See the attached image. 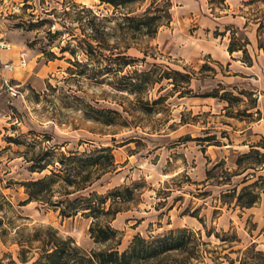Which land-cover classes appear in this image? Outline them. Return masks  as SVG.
<instances>
[{
	"label": "rangeland",
	"instance_id": "rangeland-1",
	"mask_svg": "<svg viewBox=\"0 0 264 264\" xmlns=\"http://www.w3.org/2000/svg\"><path fill=\"white\" fill-rule=\"evenodd\" d=\"M230 3L145 0L115 9L99 0H0V41L11 43L15 64L18 53L27 52V64L11 73L16 94L0 98V216L9 202L28 218L16 225H50L87 251L105 248L90 237L92 217L78 212L64 218L49 204L19 203L27 198L21 183L53 168L31 172L30 159L49 149L69 155L109 146L115 167L88 189L99 195L123 191L107 200L114 218L95 221L110 220L120 232V251L136 235L149 239L186 228L193 242L152 264H264V164L253 165L263 158L245 156L252 149L264 153V49L258 48L264 2ZM147 8L160 16L153 36L135 28ZM232 18L249 27L241 29ZM233 30L249 40L250 64L241 51L228 52ZM150 69L157 77L172 71L178 91L164 79L132 92L130 78L139 82L146 76L137 73ZM173 71L190 74L189 86ZM225 91L232 93L231 103L204 96ZM108 117L116 123H104ZM248 185L259 198L240 207L236 196ZM55 188L73 190L60 183ZM14 234L4 217V264L9 254L21 264Z\"/></svg>",
	"mask_w": 264,
	"mask_h": 264
},
{
	"label": "trees",
	"instance_id": "trees-1",
	"mask_svg": "<svg viewBox=\"0 0 264 264\" xmlns=\"http://www.w3.org/2000/svg\"><path fill=\"white\" fill-rule=\"evenodd\" d=\"M100 3L112 5L115 9L120 7H126L133 3L143 4L145 0H99ZM264 2V0H263ZM159 15H150V8H147L138 17L139 25L135 28L144 30V34L153 36L158 27L161 25L159 22ZM142 25V26H141ZM262 23H260L257 32L258 40L260 39V30L262 29ZM237 31H232V36L228 45V52L233 54L234 52L241 51L244 63L250 64L251 58L247 51V45L249 40L246 36L240 39L235 35ZM240 41H242L240 43ZM258 48L264 49V43L259 40ZM156 69H150L149 71H141L137 73L138 76H146L140 78L139 82L137 78H130L128 83L130 90L134 93L150 87L156 82H160L164 79L172 80L173 89L178 91L180 84L175 77L171 76L172 71L162 70V74L159 77L155 75ZM179 77L185 79L184 88L190 84L191 76L188 73H181L180 71H173ZM159 90H162L160 88ZM206 97H219L220 99L231 103L232 93L225 91L218 95V92L205 94ZM160 96L159 98H162ZM158 98V99H159ZM158 99L154 100V103H158ZM116 120L112 117H108L104 120L106 124H115ZM264 147V145L262 146ZM252 153L261 155V158L257 164H264V153H260L256 149L245 156L248 157ZM29 170L31 172H43L48 169L49 166H53L50 169L49 174L38 179H32L21 183L25 187L27 198L25 201L19 203V205H26L32 201H36L41 204H49L59 210V215L62 217H70L81 212L86 217H92L95 221L100 216H110L114 218L116 210H113L112 203L106 205L108 198L116 200L121 198L123 191L120 188L109 191L106 195H99L96 192L88 189L96 180L108 171H111L115 167L114 156L112 149L109 146L101 148H94L92 150L84 149L83 151H70L69 155H66L63 151H53L52 149L45 150L38 154L37 157L30 159ZM62 184L64 189L73 188L72 191L56 190L57 184ZM253 185L244 186L241 193L236 196L237 205L240 207H251L259 198V193L254 191L251 187ZM86 195L79 194L75 197H69L72 193L87 190ZM233 193L236 194L237 188H233ZM59 193V197L56 201H52L54 194ZM229 193V192H228ZM225 193L224 195H228ZM234 194V195H235ZM131 195V194H130ZM9 210L5 212V216H0V223L3 222L4 217L7 218V222L10 226L14 227V240L18 245L16 258L21 264H152L154 261L166 256L170 252L183 251L187 246L195 239L194 234L188 231L186 228H179L170 230L166 234L151 236L149 239H145L140 235H136L130 245L123 251L117 248L119 245L120 232L114 229L110 225V220L105 223L92 222L89 227L90 237L96 244L106 246L103 249H92L87 251L76 244L74 239L70 236L63 237L59 231L53 226H35L33 228H27L25 225L20 226L15 224L16 219H28L20 216L12 208L11 203L6 202ZM108 207V208H107ZM9 211L13 215H9ZM19 211V210H18ZM16 213V214H14ZM17 227V228H16ZM112 242V243H111ZM9 262L7 264H17L11 254L8 255ZM0 264H4L0 260Z\"/></svg>",
	"mask_w": 264,
	"mask_h": 264
},
{
	"label": "built area",
	"instance_id": "built-area-1",
	"mask_svg": "<svg viewBox=\"0 0 264 264\" xmlns=\"http://www.w3.org/2000/svg\"><path fill=\"white\" fill-rule=\"evenodd\" d=\"M11 43L7 41H0V50L10 51L12 50ZM26 51L22 50L17 55V61L12 59L2 60L0 53V98L2 96L15 95L16 94V84L13 82L15 79L11 76L12 71L16 67H23L27 64Z\"/></svg>",
	"mask_w": 264,
	"mask_h": 264
},
{
	"label": "crops",
	"instance_id": "crops-1",
	"mask_svg": "<svg viewBox=\"0 0 264 264\" xmlns=\"http://www.w3.org/2000/svg\"><path fill=\"white\" fill-rule=\"evenodd\" d=\"M240 1L241 0H230V5H232V3L234 4V5H236V4H239L240 3ZM230 23H233V24H235L236 26H238V27H240L241 29H243V30H247V28L249 27L248 25H249V23H247L246 24V21H244V22H242V21H238V20H235V19H233L232 18V20H230ZM13 49L11 50V52H9L8 54H6V55H2L1 54V59L2 60H9V59H12V60H14V58H13ZM11 54V55H10Z\"/></svg>",
	"mask_w": 264,
	"mask_h": 264
},
{
	"label": "bare ground",
	"instance_id": "bare-ground-1",
	"mask_svg": "<svg viewBox=\"0 0 264 264\" xmlns=\"http://www.w3.org/2000/svg\"><path fill=\"white\" fill-rule=\"evenodd\" d=\"M83 2H84V3H86V2H87V0H83Z\"/></svg>",
	"mask_w": 264,
	"mask_h": 264
}]
</instances>
